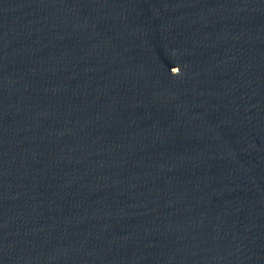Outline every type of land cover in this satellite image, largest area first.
I'll list each match as a JSON object with an SVG mask.
<instances>
[{
	"label": "clouds",
	"instance_id": "clouds-1",
	"mask_svg": "<svg viewBox=\"0 0 264 264\" xmlns=\"http://www.w3.org/2000/svg\"><path fill=\"white\" fill-rule=\"evenodd\" d=\"M172 74H173V73H172ZM179 74H180V73H179ZM179 74H178V75H179Z\"/></svg>",
	"mask_w": 264,
	"mask_h": 264
}]
</instances>
